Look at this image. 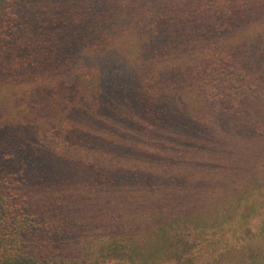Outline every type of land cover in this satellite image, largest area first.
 Returning a JSON list of instances; mask_svg holds the SVG:
<instances>
[{
	"label": "trees",
	"instance_id": "obj_1",
	"mask_svg": "<svg viewBox=\"0 0 264 264\" xmlns=\"http://www.w3.org/2000/svg\"><path fill=\"white\" fill-rule=\"evenodd\" d=\"M261 48L264 0H0V264H72L83 237L186 251L214 185L217 222L256 199Z\"/></svg>",
	"mask_w": 264,
	"mask_h": 264
},
{
	"label": "rangeland",
	"instance_id": "obj_2",
	"mask_svg": "<svg viewBox=\"0 0 264 264\" xmlns=\"http://www.w3.org/2000/svg\"><path fill=\"white\" fill-rule=\"evenodd\" d=\"M257 55L264 64V48L259 49ZM247 59L250 60L248 56ZM253 61L257 66L255 58ZM259 172L263 175L261 180L264 182V166ZM260 186L261 189L254 188L251 191L252 194H256L257 200L254 198H252L254 200H249L246 197L238 200L239 209L229 213L228 216H223L221 222H217L220 216L214 212L216 198L212 191H216V187L211 186L213 188L210 193L211 202L204 206V213H207V208H210L211 212L202 222L204 227L199 230L204 232V237L202 240L191 241L189 250L184 251L185 242L181 240L182 242L177 244L178 242H175L177 238L174 236H172L174 245L170 246V244L166 248L161 244L163 242L159 239L160 236L156 234L149 236L145 244L142 242L140 245L133 246L128 245L125 240H115L112 246L101 242L94 245L91 241L89 242L88 238L83 237L80 239L81 242L78 241L77 250L73 252L72 248V252L69 253V262L72 264H185V262L188 264H228L230 262L227 260V254L233 247L236 251H244L248 254L251 253V248H264V240L256 239L259 226L264 223V185ZM226 209H229V203L224 206L220 214L223 215ZM179 228H173L171 235L175 234ZM92 235L91 239L98 242L99 236ZM218 237L221 239L220 243L216 241ZM155 248L157 252L154 255ZM175 250L178 252H174Z\"/></svg>",
	"mask_w": 264,
	"mask_h": 264
}]
</instances>
